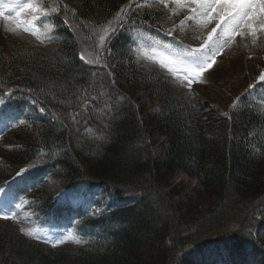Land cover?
Instances as JSON below:
<instances>
[{
	"label": "trees",
	"instance_id": "obj_1",
	"mask_svg": "<svg viewBox=\"0 0 264 264\" xmlns=\"http://www.w3.org/2000/svg\"><path fill=\"white\" fill-rule=\"evenodd\" d=\"M127 2L77 1L73 27L53 16L57 43L46 50L0 44V91L14 86L11 101L36 112L6 133L0 177L31 161L29 175L59 166L65 181L98 182L124 202L85 217L80 243L61 250L1 229L0 264H264V111L246 87L253 69L231 83L228 114L203 124L195 102L135 58L132 30L159 16ZM116 16L107 65L85 63L74 29ZM155 98L159 109L147 105ZM152 132L167 139L161 156ZM178 170L198 181L187 202L175 201L182 190L169 183Z\"/></svg>",
	"mask_w": 264,
	"mask_h": 264
},
{
	"label": "rangeland",
	"instance_id": "obj_2",
	"mask_svg": "<svg viewBox=\"0 0 264 264\" xmlns=\"http://www.w3.org/2000/svg\"><path fill=\"white\" fill-rule=\"evenodd\" d=\"M22 1L24 0H19V3L13 8H7L5 10V15L16 17L18 8L24 7L21 16L18 18L22 21L20 26H17V24L12 20H5L3 17H0V40H7V43L16 48L22 44L32 46L34 48H46L52 45L53 40L51 32L53 26L48 19V10L45 4L42 3V0H28L26 4L21 3ZM49 1L51 5L54 4L55 9L57 10L56 14L61 15L63 20L73 27V24H71V21H69L68 18L76 15L75 4L79 0ZM135 1L138 0H131V3H134ZM166 2L168 5L167 7L162 5L159 0H150V5L156 9L155 11L158 13L159 21L162 26H168L169 30L175 29L172 33L178 32L181 38L198 43L203 42L207 35V31L214 25H209L208 28L204 30H198L193 22H187L184 28L180 29V22L188 15L187 9L174 13L172 11L175 8L173 0H166ZM5 3H7V0H5ZM28 4L33 5V7L28 8ZM119 19L115 18L112 22H107L106 24L99 26L89 25L83 29L78 28V34L80 35L77 37L78 47L81 55H83L86 61L97 65H107L104 57L106 42L115 25L121 23V21H117ZM8 22H11L15 27L10 28V26L6 24ZM26 27L29 28L30 31H25L24 29ZM31 30H36L38 34L42 35L44 38L37 39L36 36L32 35ZM102 37L103 39H101ZM154 45L159 46L158 50L164 52L166 55L171 54L175 58L183 60V58H180L178 55L179 53H182L180 50L167 44L159 43L158 41L144 35L139 36L138 43L134 49L137 60L148 68L154 66L153 63L158 64L160 70L166 73L163 74L167 77V79H165L167 81L166 83L168 88L173 90V92L177 95L189 97L197 104L201 120L204 122L203 124L210 123L213 125V123L218 122V119L221 116H224L226 107L230 104V100L234 99L232 94L235 95L236 92H231V90L233 91V85H231V83L234 79H237L239 74L242 72L243 61L246 60L248 62L249 67L254 70V73L257 72V79L261 76V74H264V35L258 37L256 45L252 44L250 37H237L233 44L223 50V54L216 57L217 63L207 74L204 73L202 81L194 82L191 89H189L185 84H182L176 76L171 75L166 68L159 64L158 61H152L145 56V51L150 52ZM194 58L195 57L192 59ZM192 59H187V61H191ZM178 75L182 76L183 74L178 73ZM239 81L241 83V80ZM224 82H227L230 85L225 83V88L223 84ZM259 89H256V91H258L257 97L259 98L261 106L259 107L264 109V90L261 91ZM147 105L151 109H159L162 106L161 102H159L157 98H155L153 102H150L149 104L147 103ZM5 125L6 123L0 120V128H3ZM152 133V151L155 155L161 156L166 152V148L168 147V143L166 141L167 139L164 135L157 134L156 132ZM6 148L7 146L0 144V159H2V154H5ZM197 182L198 181L195 178L187 175L185 172L181 170L176 171L172 175L169 183L171 186H174V188L182 190V192L186 190L187 193H179L174 197L175 201L187 202L194 194L191 189L197 185ZM62 186L63 180L52 174L44 179L43 185H41V191L33 192L32 190L27 194L17 197L15 202L16 206L20 205V207H18L21 209L20 213H18L16 219H12L10 221L0 218V230L12 226L16 228L20 234L30 236L32 238L34 237L33 239L39 240L41 238L37 234H40L41 232L51 234L55 237H62V239L69 235L72 236V233L68 231L66 227H64L61 232H58L55 226H41L39 221L35 218L36 210L34 209L35 206L33 201L42 199L46 200L51 196H56L58 190ZM83 192L84 188L80 187L78 195H70L66 199H71L72 203L77 204L80 200L86 203L89 202V200L94 199L93 197H89V195L83 197ZM98 199L100 204H104L106 201V199L102 198L100 195L98 196ZM2 201L3 199L0 197V203ZM199 202V198L191 200V204H194V206L201 208L199 210H202L204 205ZM21 229H25V231L22 232ZM29 231L32 232V235L26 234ZM71 242H75V240L73 241V239H68L62 244H70ZM62 244H59L61 246L56 249H61L63 247Z\"/></svg>",
	"mask_w": 264,
	"mask_h": 264
},
{
	"label": "snow or ice",
	"instance_id": "obj_3",
	"mask_svg": "<svg viewBox=\"0 0 264 264\" xmlns=\"http://www.w3.org/2000/svg\"><path fill=\"white\" fill-rule=\"evenodd\" d=\"M159 2L165 7L168 6L166 0H159ZM18 3L19 0H7L6 4L5 0H0V17L12 20L17 26H20L22 21L18 18L21 16L23 8L16 13V17L5 15L7 8H13ZM173 3L175 4V8L172 10L174 13L183 9L188 11V15L180 22V29H183L187 22H193L198 30L207 29L209 25L214 26L207 31L203 43L198 48L187 49L197 54L191 61L175 58L171 54L166 55L158 50L159 46L157 45H154L150 52L145 51L144 54L148 59L158 61L162 67L166 68L171 75L176 76L189 89L192 88L194 82L202 81L204 73L216 64V57L233 44L237 37H250L252 44L256 45L258 37L264 35V0H173ZM27 7L32 8L33 5L28 4ZM24 30L30 31L27 27ZM174 30H169L168 35L171 36ZM31 31L37 39L44 38L36 30ZM81 59H84L83 55H81ZM178 73L183 75L180 76ZM258 79L264 81V74H261ZM252 87L253 85H249V88ZM23 172L22 169L17 175L20 176ZM16 207H20V205ZM0 218L7 220L17 217L15 212L8 210L7 212L0 211ZM21 231L23 232L25 229H21ZM26 234L32 235V232L29 231ZM68 239H73V237L69 235L64 239H58L53 246L62 244ZM75 242L80 243L78 239Z\"/></svg>",
	"mask_w": 264,
	"mask_h": 264
}]
</instances>
